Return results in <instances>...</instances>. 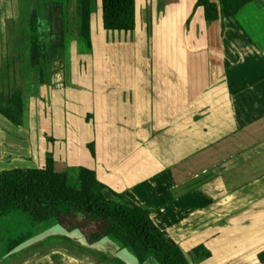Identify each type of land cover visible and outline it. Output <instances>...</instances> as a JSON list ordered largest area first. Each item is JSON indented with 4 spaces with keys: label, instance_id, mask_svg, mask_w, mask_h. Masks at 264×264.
I'll list each match as a JSON object with an SVG mask.
<instances>
[{
    "label": "crops",
    "instance_id": "0c3cea01",
    "mask_svg": "<svg viewBox=\"0 0 264 264\" xmlns=\"http://www.w3.org/2000/svg\"><path fill=\"white\" fill-rule=\"evenodd\" d=\"M135 1V29L119 32L90 0V49L83 0H0V91L18 82L27 104L21 127L0 114V171L44 169L52 155L70 179L92 170L148 209L190 264H264V0L213 22L198 0ZM247 188L262 195L235 205ZM73 222L12 252L0 244V264H140L112 238L90 245L83 230L97 224ZM196 248L211 257L195 262Z\"/></svg>",
    "mask_w": 264,
    "mask_h": 264
},
{
    "label": "trees",
    "instance_id": "16d2710c",
    "mask_svg": "<svg viewBox=\"0 0 264 264\" xmlns=\"http://www.w3.org/2000/svg\"><path fill=\"white\" fill-rule=\"evenodd\" d=\"M256 0H221L216 5L210 0H198L208 22L220 17H234L244 6ZM103 27L106 31L130 32L136 26L135 0H102ZM82 35L91 49V3L83 0L81 8ZM44 65L41 66L43 81ZM16 81V80H15ZM27 104L22 89L4 87L0 91V114L15 126L24 124ZM22 220L17 233H8L0 244L8 252L30 241L39 233L58 224L78 222L83 218L99 227L83 235L93 245L112 238L122 249H129L140 264L154 258L159 264H190L179 246L172 243L142 208L123 194L101 183L94 171L82 168L74 185L67 172L56 171L52 155L47 156L44 169H12L0 171V235L2 225L9 219ZM73 222V223H74ZM65 226V225H64ZM81 225L66 228L81 229ZM8 233V234H7ZM195 262L211 257L204 248L193 251Z\"/></svg>",
    "mask_w": 264,
    "mask_h": 264
},
{
    "label": "rangeland",
    "instance_id": "374dc122",
    "mask_svg": "<svg viewBox=\"0 0 264 264\" xmlns=\"http://www.w3.org/2000/svg\"><path fill=\"white\" fill-rule=\"evenodd\" d=\"M26 48L27 47H24V45H18L17 51L24 53L26 51ZM5 65H4L5 69L6 68H9V71L11 70V72H13L14 70L17 71L18 69L21 70L20 72L17 71L18 74H22L21 72H23L22 71V68H21V64L20 65L19 64L17 65V62H15V61L7 60V61H5ZM115 68H117V67L115 66L114 69ZM9 71L7 69L6 72L9 73ZM19 79H21V78H19ZM30 80H31V78H29V81ZM12 82H13V80L10 81L9 84H6V88L11 89V91L13 92L15 88H19V87H18V85H16V84H18V82L15 83V84L12 83ZM117 82H119V81H116V85L121 84V82H119L118 84H117ZM49 84H51V82L47 84V88L50 87ZM41 87L42 86L40 85L39 86V89H42ZM46 91H47V89H46ZM24 96H25V94H24ZM57 98H60V96L58 95ZM50 105H51V103H50ZM59 106H63V103H60ZM56 110L57 111H60L61 109L60 108H57ZM29 115H31V112L29 113ZM25 121H26V118H25ZM25 126L28 128V125L25 124ZM72 127H73V125H72ZM73 129H74V127H73ZM28 130H31V129L28 128ZM74 180L75 179H71V182L73 183V185H74ZM262 180H263V183H264V176H263ZM262 192H263V195H264V190ZM256 194L262 195L260 193V190L259 189H254V188H252V189H250V188H247V189H237L236 192L233 194V196H236V199L234 200L235 205L241 203V200H243V198H245V197H243L244 195L245 196L247 195V200L248 201H251V200H253V198L255 197ZM233 198H235V197H233ZM21 226H22V220L21 219H18V218H15V217L12 218V219L7 220L6 222H4L3 225H2V229L3 230H2L1 235H0V242H1V240H3V237L5 238V236H6L5 229H6V231L8 233L12 232L11 234H13V233L15 234L21 228Z\"/></svg>",
    "mask_w": 264,
    "mask_h": 264
}]
</instances>
